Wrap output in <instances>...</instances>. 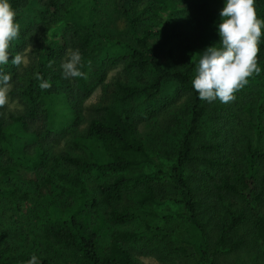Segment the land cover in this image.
<instances>
[{
  "label": "rangeland",
  "instance_id": "1",
  "mask_svg": "<svg viewBox=\"0 0 264 264\" xmlns=\"http://www.w3.org/2000/svg\"><path fill=\"white\" fill-rule=\"evenodd\" d=\"M44 1L14 0L12 5L21 28L9 50V63L1 65L4 73L11 75L12 87L8 94L9 103L0 108V113L7 119L10 114L30 115L35 107L29 93L35 94L39 101L43 96L39 80L35 78L39 71V53L44 47H56L58 57L48 69L47 77L52 84L53 95H56V91L59 92L56 104L61 106L68 98L76 108L77 119L63 127L55 124L53 127L47 122L45 112L40 110L38 118L30 121L32 129L39 126L40 140L48 149L50 159L43 167L22 163L21 174L4 178L6 182L15 184L19 192H25L28 196L19 200L18 205L9 197L0 196V245L7 246L10 256L31 257L35 254L38 258H50L51 264H83L84 261L71 248L67 236L64 237V233L67 235V228L62 224L54 226L48 221L49 209L55 202L62 210L68 206L78 209V218L89 231L97 233L101 255L107 253L114 231L129 229L137 231L138 238L132 242L121 240V243L140 262L146 264H207L209 261H216L218 264H264V250L257 243L254 231L250 230L254 225L252 221L236 232L248 235V242L242 249L214 253L216 247L212 243L216 235L212 232L207 236L212 242L211 247L202 257L201 251L187 244V241H177L179 237L182 238L189 225L182 205L173 200L153 204V210L158 216L140 214L119 225L108 220L107 206L93 203L99 195L97 185L104 180H112L116 173H80L58 158L65 152L83 155V151L75 144V137L87 132L89 121L96 114L94 109L109 105L119 112L126 108L132 110L133 119L155 159L153 164L144 165L139 171L149 172L153 179L160 182V178L168 177V169L175 161L177 148L189 126L191 94L182 90L176 80L169 79L164 81L161 92L154 98L141 95L127 102L120 101L116 84L118 80L135 85L150 84L156 79L157 73L152 67L145 72L125 69L126 60L121 57L127 55L124 44H134L135 33L130 28L128 18L117 9L115 0H96L92 21L87 12L94 3L93 0H58L56 10H51ZM180 3L181 0H138L133 14L141 17L136 27L139 32L148 23L163 26L168 21L166 28L179 23L180 28L187 31L186 39L173 41L161 49L162 60L171 69H190L195 76L200 53L220 41L218 25L225 0H192V11L196 18L194 23L190 22L186 11L178 9L177 5ZM255 6L260 18L264 19V0H256ZM84 36L90 37L89 47L95 49L93 54L100 61H108L113 57L119 59L115 65L106 67L104 77L89 91L79 92L73 79L63 77L60 66L67 58V53L74 50L76 42L83 41ZM261 44H264V36L261 37L259 46L260 75L249 79L243 88L245 90L238 91L236 99L226 104L225 111L220 113L224 116L214 112L215 100L206 101L207 115L201 124L198 150L202 142L218 139L215 135L218 129H223L221 138L228 140L226 151L242 149L250 138L256 137L250 118L256 116L260 105L263 107L260 112L264 117V46ZM170 47L176 52L175 59L167 55ZM16 53L25 57L26 64L19 67L12 65L11 60ZM247 102H253L252 114L244 109ZM57 119L63 120L62 117ZM37 142H31L28 148ZM0 159L3 162L16 161L6 150L0 151ZM261 170L264 171V163ZM44 173L54 178V193L51 196L43 195L39 190ZM58 173L82 176L88 194L85 201L80 199L78 191L72 185L57 177ZM211 230L212 226L209 225L208 232Z\"/></svg>",
  "mask_w": 264,
  "mask_h": 264
},
{
  "label": "trees",
  "instance_id": "2",
  "mask_svg": "<svg viewBox=\"0 0 264 264\" xmlns=\"http://www.w3.org/2000/svg\"><path fill=\"white\" fill-rule=\"evenodd\" d=\"M137 1L115 0L117 9L128 18L130 28L135 33V43L124 44L127 55L121 57L126 60L125 69L145 72L152 67L157 77L152 83L144 85L118 80V99L127 102L141 95L154 98L161 92L164 81L169 79L176 80L182 90L191 94L190 123L177 148L175 161L168 169V177L160 178L158 182L149 172L139 171L144 165L153 164L155 159L129 108L123 112L109 105L95 108L96 114L90 119L87 132L75 137V144L83 151V155L65 152L58 159L72 165L80 173H116L112 180H104L97 185L99 195L93 200L95 205L107 206V218L114 225L123 224L140 214L148 217L158 216L153 210V204L173 200L182 205L189 225L182 238L179 237L177 241H187V244L201 251L202 257L211 247L212 242L207 236L212 232L216 235L212 243L216 247L214 253L242 249L248 242V235L236 232L250 221L254 224L250 230L254 231L257 243L264 250V171L261 170L264 163V117L260 112L262 105L258 107L256 116L250 118L256 137L250 138L242 149L226 151L228 140L221 138L223 129H218L215 131L218 139L202 142L201 150H198L197 140L201 124L207 115L206 101L201 100L198 92L192 87L194 76L191 70L171 69L164 64L161 56V49L171 42L185 40L187 31L180 28L179 23L166 28V21L163 26L148 23L139 32L136 27L141 17L133 14ZM191 1L181 0L177 7L186 11L190 22L194 23L196 18ZM93 2L87 12L91 21L94 18V5L97 3L96 0ZM10 3L13 5L14 0H10ZM44 3L51 10L58 7V0H45ZM90 42V37L84 36L83 41L76 42L74 46V50L80 51L81 71L86 73L87 77L73 78L79 92L89 91L104 77L106 67L115 65L119 59L113 57L108 61H100L93 54L95 49L89 47ZM113 44L116 47V42ZM189 49L192 50L190 46ZM58 52L56 47H44L39 53L38 73L45 80H48L47 71L53 66ZM167 55L175 59L176 52L173 47L167 49ZM0 71L4 72L1 65ZM41 91L43 96L40 101L35 94L29 93L35 107L29 116L10 114L7 119L0 113V151L6 150L16 158L15 162H3L0 159V196L9 197L17 205L19 200L28 194L19 192L15 184L6 182L4 178L21 174L22 163L43 167L50 159L48 149L40 140L39 126L32 129L30 121L38 118L37 113L40 110L45 112L47 122L53 127H63L77 119L76 108L68 98L59 106L56 104V95H59V92L56 91V95H53L51 88ZM226 106L217 99L213 103V110L222 117L224 115L220 113L225 111ZM252 106L253 102H247L244 109L252 114ZM58 117L63 120H58ZM34 141L38 142L28 148ZM58 159L56 158L57 161ZM57 177L72 185L78 191L80 199L85 201L88 195L87 186L80 174L58 173ZM39 190L43 195H53V176L44 173ZM77 212L78 209L72 206L62 210L61 206L54 202L49 209L48 221L54 226L62 224L67 228V235L64 233V237L67 236L71 248L84 261L83 264H146L140 262L121 243V240L136 241L137 231L117 229L112 233L107 253L101 255L97 233L87 229L85 223L78 218ZM209 225L212 226L210 232ZM30 258L10 256L7 246L0 245V264H26ZM38 261L39 264H51L48 257L38 258ZM207 264L218 263L209 261Z\"/></svg>",
  "mask_w": 264,
  "mask_h": 264
},
{
  "label": "clouds",
  "instance_id": "3",
  "mask_svg": "<svg viewBox=\"0 0 264 264\" xmlns=\"http://www.w3.org/2000/svg\"><path fill=\"white\" fill-rule=\"evenodd\" d=\"M255 5L256 0H225L218 25L220 41L200 53L192 80V87L201 100L219 99L221 103H231L249 79L261 73L258 58L264 19L260 18ZM16 16L10 0H0V65L9 63L12 42L20 34L21 25ZM11 63L19 67L26 64V60L21 53H16ZM60 67L65 79L87 78L81 71L79 49L70 50ZM35 78L41 81V89L52 87L50 80H45L40 73H36ZM11 87V75L0 71V108L8 105ZM26 264H39L37 256L33 254Z\"/></svg>",
  "mask_w": 264,
  "mask_h": 264
}]
</instances>
